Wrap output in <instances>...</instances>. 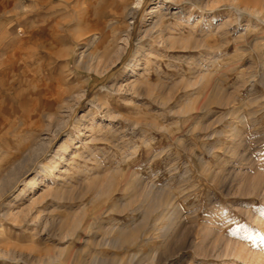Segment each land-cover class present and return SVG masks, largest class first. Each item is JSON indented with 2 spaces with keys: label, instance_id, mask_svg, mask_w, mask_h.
<instances>
[{
  "label": "rangeland",
  "instance_id": "1",
  "mask_svg": "<svg viewBox=\"0 0 264 264\" xmlns=\"http://www.w3.org/2000/svg\"><path fill=\"white\" fill-rule=\"evenodd\" d=\"M71 7L0 0V59L36 75L0 88V264H264V0H143L90 70Z\"/></svg>",
  "mask_w": 264,
  "mask_h": 264
},
{
  "label": "bare ground",
  "instance_id": "2",
  "mask_svg": "<svg viewBox=\"0 0 264 264\" xmlns=\"http://www.w3.org/2000/svg\"><path fill=\"white\" fill-rule=\"evenodd\" d=\"M52 1V0H51ZM99 0H64L65 3L71 4L72 5V10L76 11L78 13H82L79 14L82 17H77L80 21V23H82L81 26L82 27V31L74 37L73 41L75 45H78L79 42H83L84 43V48L85 50L81 51L79 54V59L76 60V65L77 67H81L84 70H90L92 66H94V63L96 62V58L97 56V51L96 49L99 47L98 43L96 42V38L95 36L98 35L100 38H102V36L100 35V33L93 31V27H95L97 25L98 22L102 21L104 18H110L111 16H113L112 18H125V19H129L128 23H131L133 17L136 14V9L138 6H140L141 2L143 0H135V2L131 3L130 0H100L101 5L99 6L98 10H97V17H94V19H91L90 17H83V14H87L90 11V8H92V6L94 5L96 7V5L99 3ZM38 2V0H37ZM44 2V1H43ZM80 2L81 5H84L83 9L76 8V6L78 5V3ZM40 3V2H39ZM42 3V2H41ZM96 4V5H95ZM235 4V3H234ZM68 6V5H67ZM98 6V5H97ZM259 6V5H258ZM117 7H119L118 12H116ZM127 7H129L127 9ZM160 7L159 3H155L154 7H152L151 11H149V13H153L156 9H158ZM71 10V9H70ZM71 10V11H72ZM95 10V8H94ZM249 12V11H248ZM92 13V12H91ZM158 13V12H157ZM117 14V16H121V17H115V15ZM159 14V13H158ZM95 15V14H94ZM123 16V17H122ZM57 18V17H56ZM62 19V18H61ZM60 20V19H59ZM131 20V21H130ZM161 20V18H160ZM55 21V20H54ZM61 21V20H60ZM114 21V20H113ZM119 21V20H118ZM63 22V20H62ZM65 22V21H64ZM68 22V21H67ZM158 22L155 21L153 22L151 25L152 26H156ZM102 24V23H101ZM101 24H98L97 26H100ZM105 25V24H103ZM59 26H63V23L60 22H55L54 28L56 31L58 28H60ZM151 26V27H152ZM51 26H49L50 28ZM111 27V26H110ZM105 28V27H104ZM46 29V28H45ZM103 29V28H101ZM110 29V28H109ZM154 29V28H153ZM9 30V29H8ZM8 30H3V37H4V33H7ZM54 30V31H55ZM113 30V29H112ZM155 30V29H154ZM97 31V30H96ZM53 32V31H52ZM104 32V31H103ZM59 33V32H58ZM156 33V32H155ZM57 34V33H56ZM39 35H42L39 34ZM97 37V36H96ZM98 37V38H99ZM52 38V37H51ZM50 38V39H51ZM104 38V36H103ZM40 39V38H39ZM53 39V38H52ZM105 39V38H104ZM102 40V39H99ZM1 41V40H0ZM29 42V41H28ZM95 43V45H93ZM93 45V46H92ZM1 46V44H0ZM91 47H94V51L90 50ZM8 51V55L6 57H4V60L0 59V88H3L2 86H4L6 84V86H10L9 89L11 88V86H13L14 90L15 89H20V88H27L28 84L30 82H35V80L33 81V77H36V75L31 76L28 73L31 72L30 69H28V62L26 59L21 58L20 56H18V51L19 50H7ZM9 51H11V53H9ZM4 52V50H3ZM2 49L0 48V55L3 53ZM6 53V52H5ZM135 55L132 57V59L129 61V63L127 64V68L128 67H132L133 66V62L135 61V58L137 57L138 51H136L134 53ZM2 56V55H1ZM21 59V60H19ZM76 59V58H75ZM97 63V62H96ZM99 63V62H98ZM43 65V64H42ZM98 65V64H97ZM6 66H8L10 68V71L13 72V78L11 79V81L9 82V76L7 72H4L3 68ZM95 67V66H94ZM126 70V67H125ZM51 71V70H50ZM26 73V74H25ZM31 74V73H30ZM33 74V72H32ZM27 75V76H26ZM53 75V74H52ZM57 75V74H56ZM20 77V78H19ZM46 78V77H45ZM37 79H39L37 77ZM40 80V79H39ZM61 80L55 78H50L48 82L44 83L43 88L40 89L41 93L45 96L43 98V110L46 112H50L51 108L56 107L58 104H60V100H62V96H63V90L58 88L59 87V82ZM40 83V81L38 82ZM64 83V82H63ZM67 83V82H66ZM43 84V83H42ZM32 85V83H31ZM38 85V84H37ZM36 85V87H37ZM7 86V87H8ZM40 87V86H39ZM34 88V87H33ZM215 89V88H214ZM27 90V89H26ZM38 90V88H37ZM5 91V90H4ZM31 91V90H30ZM6 92V91H5ZM37 92V91H36ZM13 93V92H12ZM25 93V92H24ZM26 94V93H25ZM24 94V95H25ZM32 94V93H30ZM40 94V93H38ZM10 95V94H9ZM33 95V94H32ZM31 95V96H32ZM8 96V95H7ZM18 96V95H17ZM21 96V95H20ZM19 96V97H20ZM34 96V95H33ZM38 96V95H36ZM84 96V94L82 95ZM2 97V96H1ZM11 97V96H10ZM13 97V96H12ZM23 97V94H22ZM38 98V97H37ZM12 99V98H11ZM10 99V100H11ZM5 100H9V99H5ZM13 100V99H12ZM21 100V99H20ZM2 101V100H1ZM0 101V102H1ZM31 101V100H29ZM38 101V100H37ZM36 102V101H35ZM60 102V103H59ZM21 103V102H20ZM33 103V102H32ZM2 104V103H1ZM26 104V103H25ZM37 107H39L38 105H36ZM30 107V105H29ZM34 107V106H33ZM32 107V108H33ZM41 108V107H40ZM57 108V107H56ZM1 109V108H0ZM38 109V108H36ZM35 109V112L36 111ZM41 109V110H42ZM33 110V109H32ZM40 110V111H41ZM53 111V110H52ZM31 112V110L29 111ZM42 113V111L40 112V114ZM45 113V112H44ZM52 114V113H51ZM28 115V114H27ZM17 117V116H16ZM27 117V116H26ZM25 117V118H26ZM30 118V117H29ZM23 120V119H22ZM62 146V145H61ZM63 148V147H62ZM92 185V184H91ZM106 192V191H105ZM148 194V193H147ZM167 197V196H166ZM153 198V197H152ZM156 199V198H155ZM167 199V198H165ZM148 201V199H147ZM163 201V200H162ZM151 202V201H150ZM168 204V203H167ZM158 208V207H157ZM166 208V207H164ZM88 227V226H87ZM126 231V230H125ZM125 233V232H124ZM129 233V232H128ZM124 241V240H123ZM242 253V252H241ZM134 256V255H133ZM257 256V255H256ZM130 257V256H129ZM252 258V257H251ZM260 258V257H259ZM263 259V258H262ZM136 260V259H135ZM258 260V259H257ZM264 260V259H263ZM131 261V260H130ZM260 262V261H258ZM132 263V262H131Z\"/></svg>",
  "mask_w": 264,
  "mask_h": 264
},
{
  "label": "snow or ice",
  "instance_id": "3",
  "mask_svg": "<svg viewBox=\"0 0 264 264\" xmlns=\"http://www.w3.org/2000/svg\"><path fill=\"white\" fill-rule=\"evenodd\" d=\"M241 227H242V228H245V226H243V225H241ZM245 230H247V229L245 228Z\"/></svg>",
  "mask_w": 264,
  "mask_h": 264
}]
</instances>
